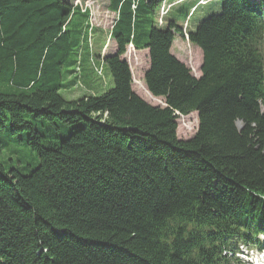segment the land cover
<instances>
[{
  "label": "trees",
  "instance_id": "trees-1",
  "mask_svg": "<svg viewBox=\"0 0 264 264\" xmlns=\"http://www.w3.org/2000/svg\"><path fill=\"white\" fill-rule=\"evenodd\" d=\"M220 1L188 31L195 77L171 52L172 11L193 4L160 26L163 0H108L105 33L75 0H0V264H242L239 243L264 248V0ZM130 44L166 106L134 91Z\"/></svg>",
  "mask_w": 264,
  "mask_h": 264
},
{
  "label": "rangeland",
  "instance_id": "rangeland-1",
  "mask_svg": "<svg viewBox=\"0 0 264 264\" xmlns=\"http://www.w3.org/2000/svg\"><path fill=\"white\" fill-rule=\"evenodd\" d=\"M254 1V0H253ZM75 3L81 4L84 8H89L91 11V22L95 27L105 30L107 33L110 30V24L114 18V15L107 10L108 0H75ZM187 4V3H184ZM183 4L179 5L182 6ZM221 1L215 0L210 5L200 6L195 15L189 20L190 30H193L195 26L209 15L213 13L221 12ZM173 9L172 14L177 15V23L183 26L185 22V13L175 12ZM171 14V15H172ZM106 35V34H105ZM107 41V40H106ZM109 47L103 48L102 54L113 53L115 50V43L113 40L107 42ZM173 54H176L191 70L195 76H199L200 65L202 62V53L197 46L190 43L187 39L182 37L180 33H176L174 37L173 46L171 48ZM125 59L129 62L131 70L133 72V89L141 96L146 102L154 106H164V98L154 97L148 91L145 81L144 73L149 67V54L146 50L136 51L133 48H128ZM105 82H108L107 89L112 87V79L105 78ZM65 94L64 90H62ZM84 93V89L80 87H74L73 90L65 94L67 98H76ZM199 126L198 113H192L186 116H180L178 118L177 135L179 139H189L194 136ZM256 253V252H254Z\"/></svg>",
  "mask_w": 264,
  "mask_h": 264
},
{
  "label": "water",
  "instance_id": "water-1",
  "mask_svg": "<svg viewBox=\"0 0 264 264\" xmlns=\"http://www.w3.org/2000/svg\"><path fill=\"white\" fill-rule=\"evenodd\" d=\"M164 106H166V103H164Z\"/></svg>",
  "mask_w": 264,
  "mask_h": 264
}]
</instances>
